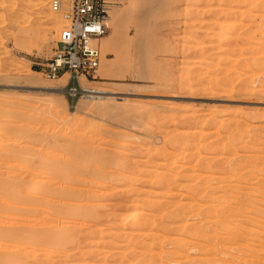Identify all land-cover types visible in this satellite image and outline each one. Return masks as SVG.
<instances>
[{
	"label": "rangeland",
	"instance_id": "obj_1",
	"mask_svg": "<svg viewBox=\"0 0 264 264\" xmlns=\"http://www.w3.org/2000/svg\"><path fill=\"white\" fill-rule=\"evenodd\" d=\"M49 2L0 0V264H264V0H119L73 99Z\"/></svg>",
	"mask_w": 264,
	"mask_h": 264
},
{
	"label": "built area",
	"instance_id": "obj_2",
	"mask_svg": "<svg viewBox=\"0 0 264 264\" xmlns=\"http://www.w3.org/2000/svg\"><path fill=\"white\" fill-rule=\"evenodd\" d=\"M119 0H50L51 12L61 14L63 25L53 54L42 65L48 80L68 76L65 93L71 99L82 94L80 79H95L100 65L99 41L108 33L110 10ZM64 88V89H65Z\"/></svg>",
	"mask_w": 264,
	"mask_h": 264
},
{
	"label": "bare ground",
	"instance_id": "obj_3",
	"mask_svg": "<svg viewBox=\"0 0 264 264\" xmlns=\"http://www.w3.org/2000/svg\"><path fill=\"white\" fill-rule=\"evenodd\" d=\"M37 1V0H36ZM33 5H34V3H33ZM38 5L40 6V8L44 5L43 4V2H41V3H38ZM133 8V7H132ZM113 9V8H112ZM111 9V10H112ZM110 10V12H109V18H108V20H107V25H109V27H111V28H113V30L115 29V22H114V20H113V12ZM57 14V13H56ZM51 18V17H50ZM53 21H55V20H53ZM56 26V25H55ZM230 28L232 29V30H230ZM236 27H234V29H235ZM233 26L232 27H230L229 26V30L230 31H232V32H234L233 30ZM115 31V30H114ZM230 31H228V32H230ZM230 35H232V33L230 34ZM51 41V40H50ZM102 46V51H103V53L105 52V45L103 46V45H101ZM108 46V45H107ZM112 46V45H111ZM107 48V47H106ZM101 61V60H100ZM105 61H108V62H110L109 60H105ZM107 62H104V64H106ZM105 66V65H104ZM107 67H109L108 65H106ZM26 80V83H28V85L29 86H31V87H36V86H38L39 85V83L36 81V80H34V79H32V78H27V79H25ZM57 81H56V84H57V88H54L53 90H50L51 92H53V93H57V94H62V92H63V90H64V88H65V86H66V84H67V75H63V76H61V77H59V78H57L56 79ZM54 81V80H53ZM80 86H81V88H82V94H84V96H88V95H92V96H102V97H115V95L116 94H107V93H96V91H94V90H91V89H88V88H86L85 86H84V82H83V80H80ZM53 88V87H52ZM98 92H100V91H98ZM74 113H71L70 115H73ZM31 158V157H30ZM29 159V158H28ZM16 161V160H15ZM99 165H101V164H99ZM79 166V165H78ZM95 166V165H94ZM102 166V165H101ZM81 167H83V166H81ZM75 168V169H74ZM85 168V167H84ZM100 168V167H99ZM102 168V167H101ZM73 169H74V171H76V166L74 167L73 166ZM72 169V170H73ZM79 169H81V168H79ZM94 169V168H93ZM86 170V169H85ZM77 171H78V169H77ZM90 171V170H89ZM92 171V170H91ZM100 171V170H99ZM97 172V171H96ZM96 172H93L92 171V174L94 173V174H96V175H98ZM80 173H82V171H80ZM84 173V172H83ZM91 173V172H90ZM99 173V172H98ZM101 173V172H100ZM99 173V174H100ZM79 174V173H78ZM92 174H90V176L92 175ZM15 180V179H14ZM37 183H38V181H37ZM37 183H36V185H37ZM29 185V184H28ZM27 185V186H28ZM32 185V184H31ZM2 186V185H1ZM34 186V185H33ZM32 187V186H31ZM37 187H38V185H37ZM28 188V187H27ZM30 188V187H29ZM34 188H36V186L34 187ZM40 188V187H39ZM5 189V188H4ZM50 189V188H49ZM39 190V189H38ZM37 190V188H36V191H38ZM33 191V190H32ZM17 192V191H16ZM23 192H21V194H22ZM28 193H30V191L28 190ZM32 193H35V192H32ZM15 194H17V193H15ZM17 195H20V193H18ZM26 194H24V196H25ZM33 195V194H32ZM71 196V195H70ZM15 197V196H14ZM21 197V196H20ZM26 197V196H25ZM22 198V197H21ZM29 198V197H28ZM28 198H25V199H27L28 200ZM30 198H31V195H30ZM38 200V199H37ZM39 201V200H38ZM38 201H35L34 199H32L30 202L32 203V202H34V205L36 206V205H38L39 203H38ZM36 203V204H35ZM28 204H29V200H28ZM41 204V203H40ZM43 204V203H42ZM205 207H206V205H204ZM217 207V206H216ZM129 209V208H128ZM136 209V208H135ZM128 212L130 211V210H127ZM135 211H137V210H132V212L130 213V214H132V213H134ZM246 211V210H245ZM123 213V212H122ZM125 213H126V211H125ZM122 214L124 217H125V215L126 214ZM120 214V215H119ZM118 214V216H120V218H121V222H122V220H124L125 221V219H123L122 217H121V213H119ZM135 215H136V213H135ZM135 215L133 216L134 217V219L136 218L135 217ZM213 216V215H212ZM132 217V218H133ZM237 217V216H236ZM120 218H119V221H120ZM263 218V217H262ZM130 220H131V218H130ZM133 220V219H132ZM131 220V221H132ZM214 220V219H213ZM119 221L117 222L118 224H119ZM128 222H130V221H128ZM127 222V223H128ZM117 223H116V226H118L117 225ZM123 223V222H122ZM121 223V224H122ZM9 225H10V223H9ZM8 225V226H9ZM46 225V224H45ZM234 225V224H233ZM120 226V225H119ZM118 226V227H119ZM13 228V227H12ZM10 231H11V225H10ZM35 230V232H36V229H34ZM49 230V229H48ZM40 231V230H39ZM44 231H46V230H44ZM43 231V229H42V232H44ZM51 231V230H50ZM50 231L48 232V231H46L45 233H46V235L44 234L43 236L45 237V236H47L46 238L47 239H43L42 238V240L41 241H43L44 240V242H41L40 240H39V238L38 237H41V236H36V237H33V235H32V237L33 238H31V239H33L32 241H31V244H30V241H29V248H28V251H27V257H30V258H32V259H36L39 255H43L44 257H50L51 256V253L53 254L54 253V255H55V253L57 252L56 251V249H58V247H59V244H62V241L64 242V240H63V238H65L66 236L64 235V237H63V235L61 236V238H60V235L58 234V232H61V231H57V233H54V231H53V233H54V235H52L51 233H50ZM255 232V231H254ZM2 233V232H1ZM30 233H31V231H30ZM37 233V232H36ZM50 234V235H52V236H49V243H48V234ZM62 233V232H61ZM16 234V233H15ZM25 234V233H24ZM27 234V233H26ZM29 234V233H28ZM39 235H41L42 233H38ZM37 234V235H38ZM56 234V235H55ZM20 235H21V233H20ZM19 236V235H18ZM35 236V235H34ZM23 237V236H22ZM29 238L31 237L30 235L28 236ZM2 238V237H1ZM30 239V240H31ZM52 239V240H51ZM67 239H69L68 237L66 238V241H67ZM1 240V239H0ZM46 241V242H45ZM52 241V242H51ZM25 242V241H24ZM25 244V243H24ZM213 244V243H212ZM8 245L7 244H3L2 242H0V250H2V249H5L6 247H7ZM15 246V245H14ZM9 247V246H8ZM16 248V250H18V248L20 249V247H21V244H18L17 246H15ZM23 247V246H22ZM12 248V247H11ZM65 248V247H64ZM23 249H24V247H23ZM19 251V250H18ZM23 252V251H22ZM40 257V256H39ZM67 257V256H66ZM264 257V256H263ZM29 258V259H30ZM32 259H31V262H32ZM41 260V258H38V260ZM45 259V258H44ZM46 260V259H45ZM64 260V259H63ZM62 261V260H61ZM30 262V263H31ZM39 262V261H38ZM43 262L44 261H42V264H43ZM48 262V261H47ZM52 262V261H51ZM50 262V264H52ZM33 263H35V260L31 263V264H33ZM56 264L58 263V261L57 262H55ZM60 263V262H59ZM58 263V264H59ZM11 264H13V263H11ZM37 264V263H36ZM38 264H40V262L38 263Z\"/></svg>",
	"mask_w": 264,
	"mask_h": 264
}]
</instances>
